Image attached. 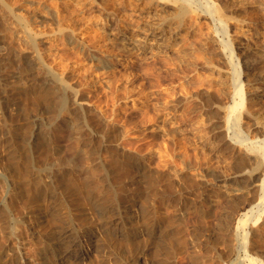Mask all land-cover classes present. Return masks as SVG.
I'll return each instance as SVG.
<instances>
[{
	"label": "rangeland",
	"instance_id": "obj_1",
	"mask_svg": "<svg viewBox=\"0 0 264 264\" xmlns=\"http://www.w3.org/2000/svg\"><path fill=\"white\" fill-rule=\"evenodd\" d=\"M13 1L40 59L0 4V264L60 257L66 227L91 245L68 264H264V158L230 151L235 80L223 47L244 92L264 90V0H209L235 17L222 32L204 0H190L183 22L163 1L148 26L147 3L125 0L134 13L120 30L91 24L82 4L70 16L69 0ZM260 94L251 131L236 135L263 145Z\"/></svg>",
	"mask_w": 264,
	"mask_h": 264
},
{
	"label": "bare ground",
	"instance_id": "obj_2",
	"mask_svg": "<svg viewBox=\"0 0 264 264\" xmlns=\"http://www.w3.org/2000/svg\"><path fill=\"white\" fill-rule=\"evenodd\" d=\"M143 1H145V3H147V4H145L146 8H144V10L142 11V14H140L139 18H141V20H142L141 22L144 23L145 26H148L151 23H153L152 20H155V17H157L162 11L164 12V10L167 6L163 3V1H166V0H143ZM172 1H174L177 4V13L175 15V20L178 22H183L186 19V17H188V15L191 13V11L193 12V10H195V9L192 10L193 4H191L190 0H172ZM204 1L205 2L203 4V6H201V7L202 8L205 7L206 9H205L204 13L202 12L203 13L202 16L208 17V19L211 20V22L214 25H216L217 27L222 29L221 32L223 31V29H227L228 23L235 19L232 11L226 12L224 9H221V8L215 6L216 4L215 5L211 4V2H209V0H207V1L204 0ZM64 2H65V0H64ZM192 2H193V0H192ZM198 2H199V0H198ZM0 4L3 7H5V9L7 10L8 14L10 16L14 17L13 19L15 20V22L24 31L26 38H27V40L31 46V49L36 53V55H37L36 58L39 60L40 59V54H39V50H38V44L39 43L36 40L37 38L35 35V31L29 27V25L24 20L23 16L18 15L13 7H10L8 4H6V0H0ZM12 4L13 5L17 4V0H14L12 2ZM81 4L85 6L84 9L82 10L81 14H85V13L89 14L91 16V18L89 19V22L91 24H93L94 26L102 25V27H103L105 24H109L111 22L112 25L114 26L115 30H120L122 28L124 22H125L124 18H131L132 19L131 16L134 13L133 4L131 2L125 1V0H69V5H71V6H70L69 10H67L68 14L70 16L71 15L77 16L76 6H80ZM109 10H112V11L109 12ZM119 14H121V15H119ZM123 16H124V18H122ZM123 28H124V26H123ZM227 31H226V33L224 32L223 35L227 34ZM143 33H146V35H148L149 31L144 29ZM152 33H153V31H152ZM226 37H228V34L226 35ZM226 39H224V40H226ZM228 39H229V37H228ZM227 41H229V40H227ZM227 41H225V43L223 42L224 43L223 47L225 46V49L228 50L227 51V58L229 59L228 60L229 65H230L229 67L233 70L234 80H235L234 81V83H235L234 84V88H235V90H234V104H235V106L230 109L229 115L227 118V123H226L227 124V130H228L227 132L228 133L230 132V134H231V136H230L231 141L229 143V148H230V151H232V152L239 150V148H243V149L246 148L247 150L253 152L255 154V157L257 156L259 159H261V158H264V156H263L264 154H262V146L264 144L262 145L261 144L262 142L257 143L254 141L247 143L246 140H242V139L238 138L240 135L239 136L236 135V131L239 128L244 129V131H246V133L251 131L250 130V126H251L250 121L252 118H254L252 111L256 108L257 103L259 102L258 99L259 98L261 99L262 94H260V93L264 90L262 88V85H260L258 83H254L253 84L254 92L252 94L251 93L247 94L244 92L243 84L241 81V73H239L240 71L238 72L239 59L235 57L234 51L232 50L233 47L231 48L230 44ZM225 49L223 51H225ZM64 51L67 52L66 49ZM224 56H226V54ZM35 65H36V63H35ZM29 70H31V69H29ZM48 74L50 77L49 79H52L61 88H63L64 90H67V91L72 90L71 85H69L66 82V79H64L63 77L58 78L55 75V72L51 67H48ZM249 75H251V74H249ZM73 94H74L76 100H78L79 99L78 92H73ZM239 111L246 112V114L249 118V120L245 121V123H246L245 127L240 122V114L238 113ZM240 130H238L237 132L239 133ZM242 135L243 134H241V136ZM246 136H247V134H246ZM200 138H202L204 140V143L201 146L203 148H205L206 147V137L202 134V136ZM247 138H249V137H247ZM263 152H264V149H263ZM248 153L249 152L245 153V155L247 157H249ZM260 164H261V162H260ZM258 167L259 168H258L256 174H258L260 172H264V164L263 163ZM261 188H262V190L264 189V181L262 182ZM263 192H264V190H263ZM258 206H259V211L264 212V197L261 200V202L258 204ZM70 228L66 227L65 229H63L60 232V237L58 239V242H56V248H57V250L60 251V254H61L60 257H58L54 253H51V254H49L43 258V261H42L43 264H60V262H61V264H68L70 258H74V259L80 260L81 262H85L84 259H85L86 255L88 254V251H89L86 249V247H88V249H89L91 245L85 246L83 244V242H81L80 240H77V238H72L73 232L75 231V229H73V228L70 229ZM80 229H82V228H80ZM80 229H79V231H80ZM18 245L20 246V244H18ZM73 249H76L77 252L73 251ZM17 251H19V249ZM16 264H27L25 258L21 255V253H19L17 256V263Z\"/></svg>",
	"mask_w": 264,
	"mask_h": 264
}]
</instances>
